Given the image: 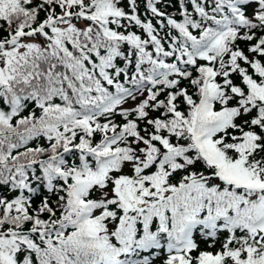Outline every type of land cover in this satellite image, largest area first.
Masks as SVG:
<instances>
[{
    "label": "snow or ice",
    "instance_id": "obj_1",
    "mask_svg": "<svg viewBox=\"0 0 264 264\" xmlns=\"http://www.w3.org/2000/svg\"><path fill=\"white\" fill-rule=\"evenodd\" d=\"M0 264H264V0H0Z\"/></svg>",
    "mask_w": 264,
    "mask_h": 264
}]
</instances>
